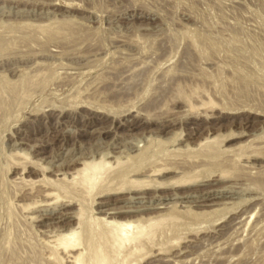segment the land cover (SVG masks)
Here are the masks:
<instances>
[{
    "label": "rangeland",
    "instance_id": "rangeland-1",
    "mask_svg": "<svg viewBox=\"0 0 264 264\" xmlns=\"http://www.w3.org/2000/svg\"><path fill=\"white\" fill-rule=\"evenodd\" d=\"M216 136L250 158L198 151ZM125 153L204 161L157 209L183 218L167 250L135 264H264V0H0V264H59L77 206L38 192ZM128 196L90 208L158 202Z\"/></svg>",
    "mask_w": 264,
    "mask_h": 264
},
{
    "label": "bare ground",
    "instance_id": "bare-ground-1",
    "mask_svg": "<svg viewBox=\"0 0 264 264\" xmlns=\"http://www.w3.org/2000/svg\"><path fill=\"white\" fill-rule=\"evenodd\" d=\"M220 144L221 141L216 136V137H205L202 141L197 143V146L200 147L198 151L206 150L204 152H206L207 154L210 153L209 156H213V155L218 156L223 153L224 154L231 153L233 160L238 159L241 156H247L248 158H250L243 151H241L240 148L223 149L220 147ZM132 147L136 148V146L132 144L131 145L126 144V146H123L124 149L123 148L122 149L123 151L130 153V151L128 150H130V148ZM256 152L253 151L252 153L255 154ZM129 153H125L124 157H121L119 155H115L114 157L111 155L110 156L107 155L106 157L98 156L99 158L97 159L94 157L95 159L91 158L89 160L88 158L84 160L85 159L84 157L83 160L81 159L79 161H77L78 159L74 161L71 159L72 161H70V165L77 164V166L73 167L72 169H70L72 166L69 168L70 169L69 180H67L68 178L66 180L64 179L65 173H62L64 176L63 175L61 176L63 177L60 176L61 181L57 180L56 182L55 180H53L51 182L46 177H45L46 179L45 178L42 179L43 181L40 180L41 182L45 181L46 183L50 181L52 184V185L50 184V186L52 187L54 186L53 188H51L49 184L47 186H49L50 188L44 186L45 187L43 188L44 190H40V192H38L42 197L49 199L51 196L52 198L50 199L56 200L60 197L59 194L62 193L61 194V196L63 195L62 198L64 199L66 198L65 200H67L68 198L69 200V202H67L65 206L67 205L77 206L76 207L77 211L76 210L75 211L73 210V212H71L72 210L68 211L70 212L68 216L71 218V220L75 219V221L74 220H73L74 222L69 221L70 225L69 223H66L69 226L67 225L66 227H64L65 229L62 233L57 232L60 234L56 233V235H53L54 238L52 237L54 239V241L53 240L52 241L53 243H55L56 248L59 247L61 249V250L59 249L61 251V253L59 252L60 255L62 254V256H58V254H54L55 255V256L53 255L55 258L54 260L57 259L59 260L60 263L64 261L66 264H135L136 261L138 260L147 259L151 254H153L154 250L157 251L156 252L157 254L161 252L163 254V252L167 250L166 244L167 242L169 243L171 241L170 236H172V233H174L178 228H180L181 222H183V218L181 217V215L175 213H169V214L160 213L161 211L159 210L157 211V209L163 208L162 205L163 200L168 199L170 197L174 199L179 198L181 193L176 192L174 188L186 187L195 182L196 176L198 175L197 172L198 167L204 165V161L203 162L200 161L197 163L191 162L189 164V162L184 163L182 161L178 163L176 162L163 163L162 160L161 164L159 163V165H154L153 163L154 161L146 162L142 160V157L135 159V157L130 155ZM195 168H197L196 171ZM179 169H181L180 172L182 173V175H180L179 177L177 178L173 177V179L171 178L172 176L170 177V179L163 178L166 176V174L177 172V170ZM190 170L192 171L194 170V172L192 173ZM42 172L40 173L43 175L44 173ZM224 172L226 173L227 171L226 170L221 171L219 174L222 173L224 174ZM56 174L60 175L61 173L59 174L56 172ZM159 176L162 177L163 179L159 180L158 179ZM219 176L222 177V175ZM197 180L199 181L198 178ZM159 190L162 191L172 190V191L170 193L166 192V193L158 194L157 192ZM194 190L195 189H193V191ZM147 191H154V194H152L153 193L152 192L150 193L152 196H149L150 194L148 195L147 193L148 195L147 196L146 195ZM123 193L129 195L128 196L129 200L131 199L143 200L146 197L147 198L151 197L149 198V200L156 199L158 200V202L155 204L153 202L150 205L147 204V206H144L145 205L144 204L143 207L135 206V208L131 206L130 207L127 206L126 208L123 209V205H122V208L117 207L118 209L115 207L114 208L106 207L107 209H103V208L101 209V207L104 206L105 203L108 201L99 200L98 202L95 203L96 205H98L99 208H95L92 210L90 208L91 204L93 203L92 201L93 197L101 198V197H107V196L118 195ZM122 198L124 199V197ZM40 202H43V200ZM44 203L47 204L46 200ZM33 205L37 206L36 202H34ZM208 205L210 204L208 203ZM21 206L22 208L23 207L25 208L26 204H21ZM27 207L26 209H28ZM140 210H146V212L147 210H154V211H150L147 213L144 212V214L137 213ZM91 213L96 214V216H93V214L91 215ZM130 213H134V215H131ZM50 253L52 252L50 251ZM153 255L155 256V254ZM163 258L162 261H164ZM167 260L169 259L167 258ZM150 263L152 262L150 261Z\"/></svg>",
    "mask_w": 264,
    "mask_h": 264
}]
</instances>
